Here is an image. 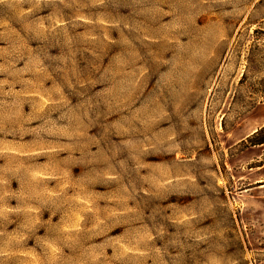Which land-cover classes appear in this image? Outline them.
I'll use <instances>...</instances> for the list:
<instances>
[{
  "label": "rangeland",
  "instance_id": "obj_1",
  "mask_svg": "<svg viewBox=\"0 0 264 264\" xmlns=\"http://www.w3.org/2000/svg\"><path fill=\"white\" fill-rule=\"evenodd\" d=\"M263 126L264 0H0V264H264Z\"/></svg>",
  "mask_w": 264,
  "mask_h": 264
},
{
  "label": "trees",
  "instance_id": "obj_2",
  "mask_svg": "<svg viewBox=\"0 0 264 264\" xmlns=\"http://www.w3.org/2000/svg\"><path fill=\"white\" fill-rule=\"evenodd\" d=\"M264 132V126L258 130L255 134H253V136L251 138L248 139V142H250L252 146H259V145H264V137L263 138H260L256 141H253L256 137H258V134L259 133H262Z\"/></svg>",
  "mask_w": 264,
  "mask_h": 264
}]
</instances>
